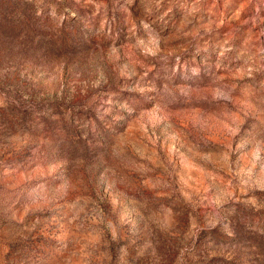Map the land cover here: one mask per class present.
I'll return each instance as SVG.
<instances>
[{"label":"rangeland","instance_id":"374dc122","mask_svg":"<svg viewBox=\"0 0 264 264\" xmlns=\"http://www.w3.org/2000/svg\"><path fill=\"white\" fill-rule=\"evenodd\" d=\"M0 264H264V0H0Z\"/></svg>","mask_w":264,"mask_h":264}]
</instances>
